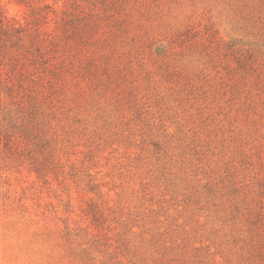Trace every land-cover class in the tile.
Instances as JSON below:
<instances>
[{"label": "rangeland", "instance_id": "rangeland-1", "mask_svg": "<svg viewBox=\"0 0 264 264\" xmlns=\"http://www.w3.org/2000/svg\"><path fill=\"white\" fill-rule=\"evenodd\" d=\"M45 2L0 87V264H264V0Z\"/></svg>", "mask_w": 264, "mask_h": 264}, {"label": "trees", "instance_id": "trees-1", "mask_svg": "<svg viewBox=\"0 0 264 264\" xmlns=\"http://www.w3.org/2000/svg\"><path fill=\"white\" fill-rule=\"evenodd\" d=\"M29 10L30 19L23 22L10 14L0 2V87L13 94L23 83V76L30 64H39L43 54L44 41L41 21L55 11L45 0H9ZM17 86V87H16Z\"/></svg>", "mask_w": 264, "mask_h": 264}]
</instances>
